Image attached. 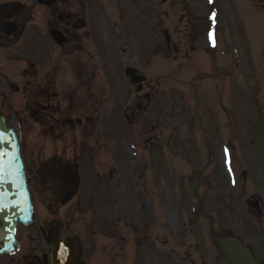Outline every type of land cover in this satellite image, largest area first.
<instances>
[{
	"label": "rangeland",
	"instance_id": "374dc122",
	"mask_svg": "<svg viewBox=\"0 0 264 264\" xmlns=\"http://www.w3.org/2000/svg\"><path fill=\"white\" fill-rule=\"evenodd\" d=\"M21 1L23 8L30 10L33 19L39 20L48 17L47 11L36 6L34 0ZM116 1L118 2L116 3ZM136 5L139 6V4ZM217 6L220 10L219 17L222 26L228 37L227 45H250L253 51H255L256 45H264V16L257 10L252 0H183V12L188 18L184 17V19L176 21L178 39H185L183 42H192L193 34L190 32L192 22L198 17L202 18L207 14L215 13ZM134 10L129 8L127 0H84L82 16L79 17L78 14L76 17L77 19H86L88 22L86 33L77 32L79 35H83V39L85 37L82 40V45H67V53H64L62 50L59 52L53 49L51 45L47 46L46 40L42 38V45L29 46L30 54L27 56L36 59L37 63L47 57L54 61L57 58H63L59 63L60 69L55 73L59 76L58 83L60 84V80L65 74V71L62 70L63 63L77 56L83 65L81 68L84 71L81 75H87L88 85L92 86L93 83L90 93L101 96L99 98L101 101L99 115L102 117L101 121L100 117L98 121L102 124L111 122V126L104 125V128H101L99 122L95 121L94 128L91 127V129L98 133L101 137L100 141L103 138L104 143H107V140L112 139L116 144L115 158L120 162L117 172L128 168L124 173L127 178L128 175H134L135 170L138 176L140 175L137 185L143 183V188L140 191L142 208L136 214L135 210L129 214L130 217L131 214L135 215L132 220V217L129 219V222L131 221V226L128 228L129 244L126 243L122 248L123 255L120 249L125 243L123 233L119 234L117 243L113 242L112 238L105 237L96 242L98 232L93 230L94 226L91 224L95 221V216L98 215L95 214L96 210L93 205H98L99 209V200L102 194L109 195L115 190L108 175L99 179L95 177V173L92 175L93 205L89 203L85 208L81 205L70 220V228L63 230V233H76L82 238L85 247L84 257L85 259L91 257L89 261L92 264H161V256L170 260L172 264H184L195 254L194 251L178 250L175 240L164 231L163 226L165 223L170 227L177 223L179 226L187 215L190 227L181 236L184 238L191 228V209L194 207L198 215L199 235L203 236L202 216H205L215 226L217 222L223 227V230H232L238 234L245 241L254 245L258 256H264L263 131L259 126L237 124L234 139L229 137L225 140L224 127L216 125V128L212 129L208 123L209 108L205 93L207 89L200 87L198 101L195 103L191 90L187 88L186 84L183 86L185 79L190 82L193 75L197 73L194 58L173 59L167 54L166 57H162L160 53V45H163L162 33L159 31L160 19L151 17L147 12L139 14L140 12ZM66 12L72 13V10L67 9ZM164 24L170 29L165 21ZM173 32L171 31L172 39ZM202 38V36L199 37L197 42L204 41ZM14 49L15 47L10 51L11 55H6L7 59L13 60ZM77 50L80 52L74 53L73 57L68 55ZM72 64L71 61V68L69 72L66 71L70 73L68 78L71 81L70 84L74 81L75 67H72ZM126 65L145 72L154 84L158 79L165 80L164 83H161L160 88L157 86V88L148 89L152 102L146 106L145 110L139 111L140 114L136 117L135 127H138L137 132L140 137L148 140L153 139L147 147L142 143L137 144L136 147L132 145L133 140L137 139L136 129L127 126L123 119L128 99L127 87L123 88L122 83L121 86L118 85H120L119 79H122L123 68ZM201 66L200 72L205 73L206 68L203 62ZM10 82L17 84L13 78L10 79ZM99 82L102 86L97 88ZM204 83L206 84L205 80ZM164 90L165 93H163ZM85 91V87H83V91L80 90V95H86ZM193 104L198 108L199 121L197 125L193 121ZM23 109L22 97L11 91L7 92L4 82L0 81V113L5 114L10 123L14 124L21 144L30 146L33 138H37L39 149L43 153H48L53 146H56L57 149L59 142L47 140L45 137H47L48 130L42 131L35 128L28 119V115L23 113ZM159 127H163L164 130L161 131ZM130 139L132 142L125 145ZM220 139L221 142L229 146L225 162L224 149L215 144ZM208 141L215 144V158L211 161V166L205 176L202 174L199 176L196 198H192L187 189L189 186L187 182L190 180L191 172L205 164V157H202V154L197 155V153L201 150L202 144ZM108 149L110 150V148ZM100 153L101 160L109 161L110 166L111 161L108 154L104 150ZM194 155H197V158ZM125 158L127 166L123 160ZM257 160L262 164V171L258 170L259 173H257V169L250 167L248 171L254 172H251L253 173L251 177L246 179V174L244 177L241 174L240 177H235V175H233L234 178L230 177V174L234 173V171L229 173L232 169H241L239 170L241 173L244 164L252 163L254 165V161ZM208 164L206 163L205 167ZM80 167L82 169V165ZM94 170L100 171V167H95ZM228 177L230 178L227 180ZM129 178L125 182L121 181L125 183L124 187H119L121 182L115 185L117 191L122 192L127 188L132 179ZM230 182L231 187H229ZM170 187L177 190L176 195ZM160 191L165 193L167 204L161 202ZM178 196L179 198H177ZM247 198H252L253 203L257 202L258 205L246 208L245 200ZM170 201H174L178 205L176 213L172 214ZM179 202L183 211L179 208ZM193 203L195 204L193 205ZM65 209V213H68V205L60 209L59 216L61 218ZM84 214L85 216L91 215L88 216V220L94 221H85ZM115 224L121 226L123 222ZM111 229L116 230V225H113ZM254 229H259L260 232ZM26 230L32 234L31 229ZM32 236L38 237L34 234ZM37 244L42 245L40 238H37ZM97 246H103V248ZM199 248L201 249L202 246L199 245ZM91 252H93L92 256ZM148 252L152 255L158 254V263L154 262L151 257L145 256ZM196 253L198 262L202 261L207 264L208 259L212 261L213 255L204 252V250L199 251L198 246ZM213 254L214 257H217L215 250H213Z\"/></svg>",
	"mask_w": 264,
	"mask_h": 264
},
{
	"label": "flooded vegetation",
	"instance_id": "af4514ba",
	"mask_svg": "<svg viewBox=\"0 0 264 264\" xmlns=\"http://www.w3.org/2000/svg\"><path fill=\"white\" fill-rule=\"evenodd\" d=\"M75 1L77 0H56L50 7L39 6L47 11L48 17L36 20L33 19L30 10L22 8L21 0H0V79L5 82V86L9 85L10 89L20 94L23 99V113L31 116L29 118L31 124L42 131L48 130L47 137H45L47 140L59 142L58 148L53 146L48 153H43L39 149L37 138H33L30 146L20 144L27 187L34 210V225L31 230L32 234H30L21 224H16L17 247L11 253H1L0 264H48L46 232L53 226H57L61 232L64 225V219L58 216V211H54V208L58 209L71 204L69 207L72 211L79 207V204L86 206L89 203L86 196L83 197L81 191L79 192L80 186L76 187L75 177L78 176L80 165L86 169L85 185L90 189L93 185V179L89 176L90 168L98 161L109 166V161L101 160L100 152L104 150L108 154L112 167L105 171H96L95 175L99 178L105 177L107 174L112 180L113 173L116 171L113 168L117 166L114 153L116 144L112 139L107 140V143H104L103 138L100 141L101 137L91 129V127L94 128L95 121L99 122L100 94L88 98L86 95L81 96L80 90L83 91V83L81 80L75 79L74 83L70 84L71 81L68 79L70 74L66 72L69 71L68 63L63 65L62 70L65 71V74L60 80L61 84L58 83L59 76L55 73L60 69L61 59L56 61L46 59L37 63L36 59L27 56L30 54L27 45H42V38L46 40V45H56L51 41L49 35L51 30L60 32L64 37L60 46H52L59 52L61 49H66L67 45H82L80 38L76 37L73 32L76 28L84 25L79 19L76 20L78 12L75 9L79 2ZM137 2H142L143 12L151 13L153 11L160 18L178 17L182 13V0H129L132 6ZM73 4H75V8L72 13L66 12ZM255 5L264 16V0H255ZM216 22L220 25V21ZM216 22L212 18L210 23L214 26ZM193 29L194 35L191 43H172L166 39L165 46L167 51H181L184 56H188V50H190L197 69L202 67V62L204 63L206 74L197 73L195 75L191 91L196 103L200 87L207 89L205 93L209 108V126L212 129H215L216 125L224 127L225 140L229 137L234 139L237 124L259 126L264 133V45H256L255 51L250 45H202L203 43L197 42V40L200 36L205 35V32H209L211 29L209 22L203 21L199 25L194 24ZM222 29H224L222 26H218L217 31L220 33ZM164 34L166 35V29H164ZM35 41L37 42L35 43ZM13 47H15L13 60L7 59L6 55H11L10 51ZM13 76L18 81L17 86L8 82V79ZM204 80L206 84H203ZM151 81V79H147L146 82L131 88L130 92L133 93V97L126 105L124 113L129 123L138 117L139 111L145 110L146 106L152 102L148 89L156 86L160 88L162 85L160 80H156L155 84ZM101 86L99 82L97 88ZM193 108V121L197 125L199 121L198 108L195 104H193ZM99 124L101 128H104V125L111 126V122L103 124L99 122ZM159 129L162 131L163 127H159ZM152 140L143 139L142 143L147 147ZM215 144L228 152V144L221 142V139ZM215 144L210 141L205 142L203 145L205 151L201 148L198 153L205 152L208 163H211L215 158ZM254 162V165L252 163L244 164L241 173L246 174L250 167L257 169V173L262 171L261 161ZM120 174L122 175V172ZM142 188V182L137 185L132 180L127 191L121 196L112 194L110 198L106 199V195H104L100 203L101 206L105 204V215H119L121 209L126 212L124 216L129 218L133 209L142 206L140 195ZM161 198H163L162 193ZM245 203L256 206V203L251 202V198L247 199ZM37 206L47 209V214H37L35 210ZM115 219L119 220L118 216ZM104 220L107 221L105 218L98 223L100 236L114 239L116 234L114 231L104 233V230L109 232L104 229L102 224ZM196 221L197 217H194L191 228L185 235V250L194 251L196 248L198 241ZM177 226L178 224H173L168 229L165 224L163 227L164 231L175 240L176 248L182 250V243H176V238L182 236V229L178 226L176 230ZM187 230L185 229V232ZM209 233L210 235L214 234L213 227L209 226ZM216 233L222 234L224 231L220 228ZM33 234L38 237L32 236ZM123 235L124 238L129 239L127 228ZM71 237L81 241L76 235H71ZM37 238H40L42 245L37 244ZM243 243L247 244L245 241ZM209 247L213 254L214 246L209 245ZM83 253L82 246L81 256ZM256 255L258 256L257 252ZM259 257L257 260L263 263L264 256L260 255ZM194 258L191 256L188 264H194Z\"/></svg>",
	"mask_w": 264,
	"mask_h": 264
},
{
	"label": "water",
	"instance_id": "95a60500",
	"mask_svg": "<svg viewBox=\"0 0 264 264\" xmlns=\"http://www.w3.org/2000/svg\"><path fill=\"white\" fill-rule=\"evenodd\" d=\"M54 0H38L51 4ZM53 38L60 39L55 32ZM126 77L131 84L143 81L141 73L127 68ZM196 185V176L192 178L190 190ZM31 205L23 174V166L18 153V143L14 131L7 128L0 116V252L10 250L15 244L13 231L16 221L30 222ZM51 264H85L79 261L80 245L75 239L61 238L54 228L48 233ZM220 258L217 264H258L250 251L236 238L224 236L217 239Z\"/></svg>",
	"mask_w": 264,
	"mask_h": 264
}]
</instances>
